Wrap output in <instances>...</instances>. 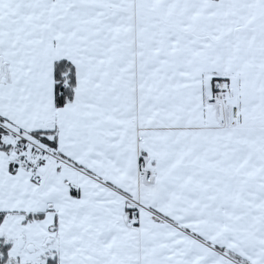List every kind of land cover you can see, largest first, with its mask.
I'll list each match as a JSON object with an SVG mask.
<instances>
[{
	"label": "snow or ice",
	"instance_id": "1",
	"mask_svg": "<svg viewBox=\"0 0 264 264\" xmlns=\"http://www.w3.org/2000/svg\"><path fill=\"white\" fill-rule=\"evenodd\" d=\"M0 264H264V0H0Z\"/></svg>",
	"mask_w": 264,
	"mask_h": 264
}]
</instances>
